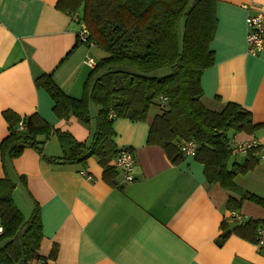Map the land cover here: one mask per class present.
<instances>
[{
    "label": "crops",
    "instance_id": "crops-1",
    "mask_svg": "<svg viewBox=\"0 0 264 264\" xmlns=\"http://www.w3.org/2000/svg\"><path fill=\"white\" fill-rule=\"evenodd\" d=\"M214 1V59L200 75L202 104L220 111L232 102L248 110L258 126L251 132L230 129L228 139L254 140L264 147V38L256 55L246 53L245 41V17L254 11L250 6L264 0ZM56 2L0 0V140L8 133L4 111L36 112L72 139L89 143L92 138L96 108L90 106L88 126L74 116L59 118L47 90L35 81L49 74L63 93L80 97L92 68L84 58L97 61L106 55L95 44L78 42L73 13ZM159 108L152 104L145 120H112L115 148L127 147L135 157L132 181L112 168L114 156L105 178L95 155L84 162L61 161L63 148L55 134L42 154L28 147L11 160L16 178H22L12 192L15 206L24 216L34 205L39 211L41 238L33 258L41 264H264V245L257 246L247 225L249 220L264 224V205L243 199L229 208L227 198L238 201L239 194L207 181L194 156L181 153L172 161L160 146L147 144L149 122ZM250 155L231 153L227 168L249 161L233 182L264 200V162L254 154L251 161ZM231 211L243 217L240 223L230 218ZM236 227H244L242 236Z\"/></svg>",
    "mask_w": 264,
    "mask_h": 264
},
{
    "label": "trees",
    "instance_id": "trees-1",
    "mask_svg": "<svg viewBox=\"0 0 264 264\" xmlns=\"http://www.w3.org/2000/svg\"><path fill=\"white\" fill-rule=\"evenodd\" d=\"M56 7L69 14L79 9V20L88 28L87 41L106 55L91 68L80 97L63 93L49 74L35 81L47 90L59 118L74 116L88 126L93 117L90 106L95 107V129L86 143L53 128L36 112L24 116L3 112L8 133L0 140L4 173L0 177V264H26L35 256L41 238L37 205L25 217L13 201L12 192L22 178H16L11 160L28 147L42 154L43 144L55 134L63 148L61 161L84 162L95 155L105 178L112 170L107 163L118 151L110 137L113 118L145 120L148 108L160 105L159 96L166 101L149 122L147 144L160 146L173 161L181 155L175 142L194 139L198 143L194 158L203 164L207 181L239 194L238 201L227 198L229 208L238 207L243 199L264 205L262 198L233 182L236 172L249 168V161L227 168L231 142L226 132H251L258 125L236 103L213 111L201 101L200 75L214 59L210 48L217 22L214 0H57ZM249 153L255 161L253 152ZM247 225L256 236L257 226L264 224L249 220ZM243 228L233 230L242 236Z\"/></svg>",
    "mask_w": 264,
    "mask_h": 264
},
{
    "label": "built area",
    "instance_id": "built-area-1",
    "mask_svg": "<svg viewBox=\"0 0 264 264\" xmlns=\"http://www.w3.org/2000/svg\"><path fill=\"white\" fill-rule=\"evenodd\" d=\"M245 8H249L248 6H245ZM250 8H253V12L247 14L245 17V25H246V49L248 54L250 55H256L262 47L263 39L264 38V5L262 4H255L251 5ZM80 14L78 12H75L73 14V20L78 24V31L77 33V39L81 43H87L88 46L93 44L90 41H87V35H88V28L86 24L79 20ZM84 62L90 66L93 67L96 63L92 57H86L84 58ZM159 102L160 106L166 101L165 96H159ZM110 117L114 116L112 112L109 114ZM21 122L19 123V128H21ZM258 143L254 140L249 141H235L232 142L231 145V153H247L249 151H252L254 155H256L260 161L264 162V147H260V145H257ZM176 146L179 149V151L186 157V156H194L196 153V150L198 148V143L194 139H179L176 142ZM135 157L131 150L127 147L118 148V151L114 155L111 166L113 169L120 172L124 179V181H132L134 179L133 172L135 168ZM230 218L240 223L242 221V216L235 212L231 211ZM1 231V227H0ZM256 244L257 246H263L264 245V225H259L256 228ZM43 261L41 259H38V257L33 258V260L27 262L26 264H41Z\"/></svg>",
    "mask_w": 264,
    "mask_h": 264
},
{
    "label": "rangeland",
    "instance_id": "rangeland-1",
    "mask_svg": "<svg viewBox=\"0 0 264 264\" xmlns=\"http://www.w3.org/2000/svg\"><path fill=\"white\" fill-rule=\"evenodd\" d=\"M161 107V106H160ZM18 193H20V190H18L17 191V193H15V194H18ZM23 210V209H22ZM22 213V212H21ZM24 215V214H23ZM25 217H27V213H26V215H25Z\"/></svg>",
    "mask_w": 264,
    "mask_h": 264
}]
</instances>
